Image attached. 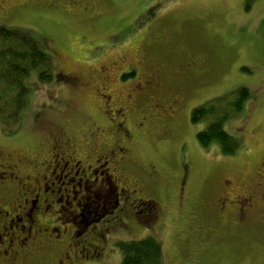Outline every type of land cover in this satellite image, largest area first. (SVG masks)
<instances>
[{
	"label": "rangeland",
	"instance_id": "obj_1",
	"mask_svg": "<svg viewBox=\"0 0 264 264\" xmlns=\"http://www.w3.org/2000/svg\"><path fill=\"white\" fill-rule=\"evenodd\" d=\"M77 6V0H6L0 10V26L30 31L52 56L55 76L48 84L36 71L26 78L29 105L17 132L8 135L0 125V150L24 175L58 136L82 153L90 144H125L129 161L120 178L128 189L143 186L140 195L154 202L156 213L133 206L129 215L111 218L88 238L103 246L100 259L81 264H121L119 244L147 235L162 242L167 264H264V0H82ZM191 61L194 70L185 67ZM241 87L251 98L225 123L239 139L238 151L226 155L219 143L200 145L197 134L210 119L194 123L193 110ZM173 101L176 114L162 116L160 107ZM117 109L128 137L108 113ZM143 116L152 121L140 129ZM153 170L148 187L141 178ZM249 197L253 207L245 203L240 221L239 207ZM58 260L53 252L44 258Z\"/></svg>",
	"mask_w": 264,
	"mask_h": 264
},
{
	"label": "flooded vegetation",
	"instance_id": "obj_2",
	"mask_svg": "<svg viewBox=\"0 0 264 264\" xmlns=\"http://www.w3.org/2000/svg\"><path fill=\"white\" fill-rule=\"evenodd\" d=\"M77 1V7L82 6V0ZM5 2L0 0V10ZM185 67L194 70L197 66L191 61ZM172 103L160 107L162 116L176 114L177 103ZM108 113L117 121L119 133L128 137L127 121L120 109ZM151 118L143 116L138 127L143 129ZM119 133L118 140L122 138ZM53 142L28 165L32 173L24 175L19 172L20 164L11 162L13 157L6 158L0 150V264H45L48 252L58 255L57 264L99 260L103 246L96 238L88 241L99 234L97 229L102 231L111 218L129 215L133 206L138 213H156L154 202L140 195L143 186L132 184L128 189L120 178L124 162L129 161L125 144H90V152L82 153L67 138L58 136ZM156 173L153 170L150 176L147 172V180L141 179L151 187ZM183 180L184 176L179 180L182 192ZM246 202L247 209L253 207L252 197L244 199L240 207Z\"/></svg>",
	"mask_w": 264,
	"mask_h": 264
},
{
	"label": "trees",
	"instance_id": "obj_3",
	"mask_svg": "<svg viewBox=\"0 0 264 264\" xmlns=\"http://www.w3.org/2000/svg\"><path fill=\"white\" fill-rule=\"evenodd\" d=\"M53 68L52 56L30 31L0 26V125L5 133L13 134L21 127V116L29 105L31 94L26 78L36 71L41 84L51 83L55 79ZM250 98V90L241 87L196 107L191 115L194 123L210 119L205 129L197 134L200 145L208 148L212 143H219L222 153L235 154L241 145L239 139L225 129V123L243 113ZM242 208L240 221L246 212V208ZM119 246L121 264H167L163 244L154 235L124 241Z\"/></svg>",
	"mask_w": 264,
	"mask_h": 264
},
{
	"label": "bare ground",
	"instance_id": "obj_4",
	"mask_svg": "<svg viewBox=\"0 0 264 264\" xmlns=\"http://www.w3.org/2000/svg\"><path fill=\"white\" fill-rule=\"evenodd\" d=\"M39 226H41V225H39ZM37 230V229H36Z\"/></svg>",
	"mask_w": 264,
	"mask_h": 264
}]
</instances>
